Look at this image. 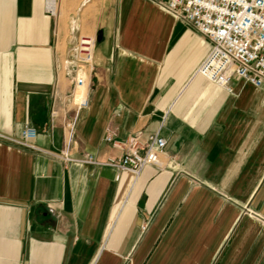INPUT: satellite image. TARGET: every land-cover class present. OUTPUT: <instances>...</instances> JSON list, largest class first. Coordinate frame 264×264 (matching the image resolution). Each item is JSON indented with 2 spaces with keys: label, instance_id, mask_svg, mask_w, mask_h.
Listing matches in <instances>:
<instances>
[{
  "label": "crops",
  "instance_id": "1",
  "mask_svg": "<svg viewBox=\"0 0 264 264\" xmlns=\"http://www.w3.org/2000/svg\"><path fill=\"white\" fill-rule=\"evenodd\" d=\"M90 23L102 39L69 151L100 164L64 162L80 25L0 0V264H264V88L198 74L208 39L153 0H104ZM25 127L35 148L15 141ZM106 128L159 130L160 165L105 164L122 155Z\"/></svg>",
  "mask_w": 264,
  "mask_h": 264
},
{
  "label": "built area",
  "instance_id": "2",
  "mask_svg": "<svg viewBox=\"0 0 264 264\" xmlns=\"http://www.w3.org/2000/svg\"><path fill=\"white\" fill-rule=\"evenodd\" d=\"M156 6L194 27L210 43V50L196 72L207 80L231 91V81L241 80L256 88H264V0H153ZM59 0H44V11L57 18ZM95 37L78 35L75 46L74 74L64 101L73 105L72 114L62 116L63 143L56 154L64 162L100 164L92 154L74 157L70 154L77 110L87 105L85 84L91 70ZM56 108L49 113L50 124L58 118ZM36 132L23 128L18 144L33 147L29 140ZM104 140L122 150L119 158H110L105 164L135 175L146 166H159L165 139L156 130L144 141L136 136L117 140L115 132L106 128Z\"/></svg>",
  "mask_w": 264,
  "mask_h": 264
},
{
  "label": "rangeland",
  "instance_id": "3",
  "mask_svg": "<svg viewBox=\"0 0 264 264\" xmlns=\"http://www.w3.org/2000/svg\"><path fill=\"white\" fill-rule=\"evenodd\" d=\"M104 0H59L57 20L66 28L75 21L80 25V35L93 37L90 23ZM64 47V44H63Z\"/></svg>",
  "mask_w": 264,
  "mask_h": 264
},
{
  "label": "water",
  "instance_id": "4",
  "mask_svg": "<svg viewBox=\"0 0 264 264\" xmlns=\"http://www.w3.org/2000/svg\"><path fill=\"white\" fill-rule=\"evenodd\" d=\"M101 39H102L101 31H97L95 36V41L100 42Z\"/></svg>",
  "mask_w": 264,
  "mask_h": 264
}]
</instances>
